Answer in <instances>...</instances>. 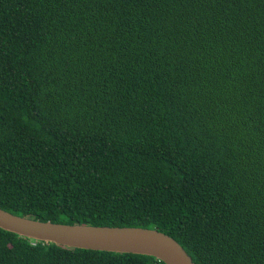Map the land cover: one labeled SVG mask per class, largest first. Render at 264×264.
<instances>
[{
  "label": "trees",
  "instance_id": "obj_1",
  "mask_svg": "<svg viewBox=\"0 0 264 264\" xmlns=\"http://www.w3.org/2000/svg\"><path fill=\"white\" fill-rule=\"evenodd\" d=\"M0 207L264 264V0H0ZM0 264L166 263L0 227Z\"/></svg>",
  "mask_w": 264,
  "mask_h": 264
},
{
  "label": "water",
  "instance_id": "obj_2",
  "mask_svg": "<svg viewBox=\"0 0 264 264\" xmlns=\"http://www.w3.org/2000/svg\"><path fill=\"white\" fill-rule=\"evenodd\" d=\"M0 227L38 241L92 250L150 255L166 264H197L175 238L156 228L43 221L23 217L1 207Z\"/></svg>",
  "mask_w": 264,
  "mask_h": 264
}]
</instances>
